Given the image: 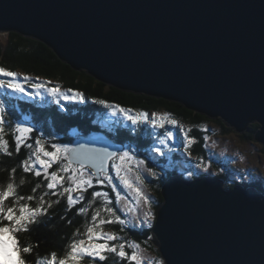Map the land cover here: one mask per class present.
I'll list each match as a JSON object with an SVG mask.
<instances>
[{
	"label": "water",
	"instance_id": "95a60500",
	"mask_svg": "<svg viewBox=\"0 0 264 264\" xmlns=\"http://www.w3.org/2000/svg\"><path fill=\"white\" fill-rule=\"evenodd\" d=\"M48 46L71 68L181 104L264 150V0H0V32ZM109 144L102 135L73 142ZM151 241L165 264H264V193L169 177Z\"/></svg>",
	"mask_w": 264,
	"mask_h": 264
},
{
	"label": "snow or ice",
	"instance_id": "6c2138e0",
	"mask_svg": "<svg viewBox=\"0 0 264 264\" xmlns=\"http://www.w3.org/2000/svg\"><path fill=\"white\" fill-rule=\"evenodd\" d=\"M25 84L31 89L26 91ZM7 90L8 93L23 94L33 99L47 94L56 104L60 101L85 103L88 97L83 92L67 88L62 90L59 84L51 86L47 80L33 82L27 75H21L15 71L0 66V92ZM96 105H102L111 116L118 114L125 122L132 126L130 131L135 133L141 125H149L153 129H165L166 126L180 127L183 133V148L189 152L195 140L179 125L177 119L170 113H159L156 111L134 110L130 107H122L117 103H109L104 99H92ZM63 110V106L61 105ZM8 104L0 99V153L11 156L8 141L4 137L5 128L12 127L14 136L15 151L19 154L21 146L32 149L31 154L20 162L24 174H33L36 178L43 177V183H36L31 189V195H20L14 182H8L6 187L0 190V264H28L25 255L33 252L31 246H25L20 240L21 234L31 231V226L37 224L40 218L48 216L53 204L60 203L65 199V211H72L77 205L86 200V193L91 191V198L87 199L86 207L76 208V215H84L91 212L90 218L85 220L84 231L79 229L73 232L69 239L63 255L58 256L55 251L48 254L44 259H38L35 264H104L109 256H114L120 264H154L153 260L144 255L140 243L125 240L123 236L114 231H104L106 225L118 224L120 232H124L129 221L122 218L129 212L137 213L135 207L125 210L118 207L124 197L121 196L118 188L122 186L134 193L137 205L145 210L142 215L137 213L136 223L133 227H153L156 219L152 211V200L140 187L134 186L130 181L129 174L134 173L135 182L139 185L145 184V177L142 171L149 176L157 177L158 173L152 167H148L149 156L144 159L138 158L135 150L122 145L115 147L109 144L104 147H90L96 144L95 141L85 143H51L44 140L43 133L37 135L34 142L32 134L38 131L33 126L23 122H15L14 126L8 119ZM174 139L172 131H165L163 137H158V143L166 145V141ZM208 139L207 136L204 137ZM50 149V150H49ZM151 152L157 156L163 155L160 147L151 148ZM154 163V161H152ZM53 165L56 170L49 171ZM197 169L207 172L210 165L197 163ZM16 169H11L13 175ZM198 175L199 173H195ZM191 177L193 172H189ZM116 181H119V186ZM24 183L21 180V185ZM109 187L115 193V201L110 197L108 191L96 190ZM44 188L43 193L37 198V190ZM55 197V200L45 199ZM12 200L11 206L7 202ZM36 201L35 206L32 202ZM100 201L98 207L94 204ZM61 219H64L61 216ZM70 224L71 221L69 220ZM152 239L151 236L148 237ZM38 246V245H37ZM155 264H161L157 261Z\"/></svg>",
	"mask_w": 264,
	"mask_h": 264
},
{
	"label": "trees",
	"instance_id": "16d2710c",
	"mask_svg": "<svg viewBox=\"0 0 264 264\" xmlns=\"http://www.w3.org/2000/svg\"><path fill=\"white\" fill-rule=\"evenodd\" d=\"M0 66L31 78L59 84L64 90L73 88L83 92L88 97L83 104L60 101L58 105L46 96L33 99L23 94L12 96L7 90L0 92V98L8 104V119L12 122V125L14 126L15 122L22 120V114H25L29 118L31 125L38 130L33 132V139L29 143L34 142L35 137L41 133H43L44 140L49 145L51 143H70L72 130L86 133L95 126L97 128L101 127L103 125L102 122H105L110 128L108 133L110 139L129 148L133 147L143 159L145 156H149V165H151L152 161H155L161 166H165L164 170L158 172L157 177H150L148 178L149 180L145 179L146 186L154 195L152 202L154 214H156L158 206L162 203L161 186L169 176L176 174L187 178L186 176H189L187 172H193L194 175L189 177L192 179L196 176L208 174L199 173L196 175L195 173L199 171L197 172L193 165L195 162H204L208 158L205 147L206 140L204 139V134L210 133L208 127L213 126L225 135L232 131L221 119H209L202 114L186 109L179 103L153 98L144 94L126 92L106 85L88 75L84 70L78 71L71 68L41 41L14 31L0 32ZM92 99H104L109 103H117L122 107H130L134 110H146L148 112L165 111L170 113L173 118L178 120L180 125L187 126L186 132L194 138L195 143L190 147L189 152H185L182 143L183 133L180 132L179 127H174L179 140V147L177 146L172 151L167 149L163 152V155L157 156L151 152V148H153L156 136L162 134L168 126L165 129H156L154 131L149 125H141L133 133L130 131L132 127L130 123L123 121L119 117L109 116V111L102 105L93 104L91 102ZM16 106L21 110H18ZM257 129L258 124L251 123L249 130L239 136L243 141L253 144L255 141L252 139V135ZM12 131V127L5 128L4 137L8 141L9 151L12 154L8 156L0 153V190L5 188L8 182H14L20 195H31V189L36 183H43V177L36 178L33 174H24L22 172L20 162L31 154L32 149L21 146L20 152L17 154ZM261 151L264 153L262 145ZM181 165L185 166V168L187 166L183 173H180ZM213 166V176L224 181L225 189H232L234 185L240 184L244 187L255 186L264 193L263 172H252L248 177L242 175L233 176L237 169L228 162L224 160L218 161ZM56 167L57 165H53L49 171L56 170ZM151 167L155 169L154 166L151 165ZM13 168L16 169L14 175L11 172ZM21 180L24 181L22 185ZM43 191V187L37 190L35 193L37 198ZM91 191L89 190L85 194V202L77 205L76 208L87 206V199L91 198ZM45 199L55 200L56 198L46 197ZM12 203L13 201L9 200L7 206H11ZM35 203L36 201H33L32 206H35ZM100 203V201H97L94 207H98ZM65 208L66 201L61 199L60 203L53 204L48 216L40 218L37 224L31 226L29 233L21 234L20 240L22 243L33 248V252L30 255H25L28 264H34L38 258L53 251L58 256L63 255L73 232L77 229L80 232L84 231L85 220L90 218L91 212L86 217L84 215H76V208L72 211H65ZM61 216L64 219H61ZM69 220L71 221L70 224L68 223ZM104 229L116 232L118 235L123 236L125 240L140 243L144 251L157 256L154 264L157 261L164 264L157 247L148 239L151 236V229L128 226L124 232H120L118 224L106 225ZM104 264H120V262L116 257L109 256Z\"/></svg>",
	"mask_w": 264,
	"mask_h": 264
},
{
	"label": "rangeland",
	"instance_id": "374dc122",
	"mask_svg": "<svg viewBox=\"0 0 264 264\" xmlns=\"http://www.w3.org/2000/svg\"><path fill=\"white\" fill-rule=\"evenodd\" d=\"M21 75L23 76V74H21ZM32 79H33V82H37V78H32ZM54 85H56V84L51 82V86H54ZM25 88H26V91H31V89L27 87V84H25ZM61 89L64 90L62 87H61ZM10 94L12 96L15 95V93H10ZM43 95H47V94H43ZM157 112L165 113V111H157ZM109 116H111L110 113H109ZM111 117H113V116H111ZM116 117H119L120 119L123 120V117L120 116L119 114ZM19 122H23L25 124H28L25 120L21 121V119ZM180 126H183L185 131L187 130V126H184L182 124ZM208 129L210 130V133L204 134V137L205 136L208 137V139L205 141L206 142L205 147H206L208 158L206 161H204V163L209 164L210 167H209L208 171L205 172L202 169H197L195 167V165L197 163H201V162H197V163L195 162L193 165H194V168H196V171L197 172L199 171L198 173H208L207 175H210V176L213 175L212 174L213 170H214L213 165L218 163V161H222V160H224L225 162H228L230 165L234 166L237 169L236 173H234L233 176L242 175L244 177H248V176H250V174L252 172H256V171H258V172L260 171V172L264 173V153L261 151V145L259 143L255 142L253 144H250L247 141H243L239 135H242L245 132L240 134V133H236L235 131L232 130L225 135L213 126H209ZM153 130L155 131L156 129H153ZM165 131H172L174 139L171 141H166V145H161L158 143V137H163V134ZM165 131L162 134H159L156 136V139L153 143V147H160L163 152L167 149L172 151L174 148H176L178 146L179 140H178L177 135L174 131V127L168 126ZM73 134L74 133H72V136H74ZM32 137H33V134H32ZM129 149L136 151V149H134L133 147H131ZM137 155H138V158L143 159L138 153H137ZM152 163H151V165L155 167V170L157 173L160 170L165 169V166H161L160 164H158L155 161L153 164ZM151 165L148 164V167H151ZM186 168H187V166H186ZM186 168L184 167V169H186ZM142 175L145 177L146 180H149L148 178L152 177L143 171H142ZM187 175H188V172H187ZM129 178H130V181L133 182L134 186L140 187L141 190L144 193H146L153 202V196L154 195L151 192V190L148 188V186H146V184H144V185L137 184L135 182L134 173L129 174ZM116 183L119 186V181H116ZM100 190L108 191L110 193V197H112L115 201V193H113L109 187L105 186L104 188H102ZM118 190L120 191L121 196L124 197V200L121 201V203L118 205V207H124L125 210H127V208H130V207H135L137 209V213L142 215V213L145 209L142 206L136 204V201L134 199V193L131 190L124 189L122 186H120L118 188ZM152 211H153V207H152ZM137 213L129 212L127 216H125L123 213H120V215L122 218L129 221L128 226H133L136 223L135 217H136ZM153 213H154V211H153ZM105 231H109V230H105ZM144 255L146 257L151 258L153 260V262L157 258V256L155 254L147 253L146 251H144Z\"/></svg>",
	"mask_w": 264,
	"mask_h": 264
}]
</instances>
